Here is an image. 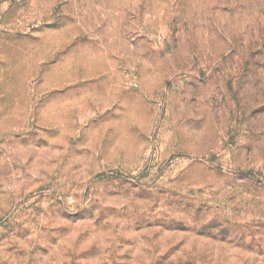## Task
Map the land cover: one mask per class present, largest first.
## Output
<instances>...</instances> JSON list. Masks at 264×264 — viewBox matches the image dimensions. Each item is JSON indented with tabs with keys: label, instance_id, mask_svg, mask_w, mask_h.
<instances>
[{
	"label": "rangeland",
	"instance_id": "374dc122",
	"mask_svg": "<svg viewBox=\"0 0 264 264\" xmlns=\"http://www.w3.org/2000/svg\"><path fill=\"white\" fill-rule=\"evenodd\" d=\"M0 264H264V0H0Z\"/></svg>",
	"mask_w": 264,
	"mask_h": 264
}]
</instances>
